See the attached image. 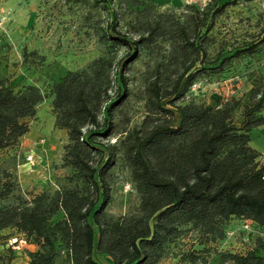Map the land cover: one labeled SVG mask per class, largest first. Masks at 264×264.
<instances>
[{
	"label": "trees",
	"instance_id": "16d2710c",
	"mask_svg": "<svg viewBox=\"0 0 264 264\" xmlns=\"http://www.w3.org/2000/svg\"><path fill=\"white\" fill-rule=\"evenodd\" d=\"M151 1L93 0L106 15L99 38L106 52L51 89L54 126L67 135L60 167L68 173L54 190L23 200L0 168V264L14 261V237L6 246L5 230L37 247L26 264H160L187 232L203 248L180 263L208 264L205 247L223 242L232 220L246 223L247 234L250 227L264 233V160L250 145L251 131L264 125V81L245 100L181 103L197 82L254 58L264 27L227 50L213 31L239 0L189 4L179 16L156 12ZM142 62L144 117L132 125L130 72ZM44 99L35 86L16 92L0 79V153L19 145ZM118 173L128 175L137 205L113 217ZM212 256L219 264H264V239Z\"/></svg>",
	"mask_w": 264,
	"mask_h": 264
},
{
	"label": "rangeland",
	"instance_id": "374dc122",
	"mask_svg": "<svg viewBox=\"0 0 264 264\" xmlns=\"http://www.w3.org/2000/svg\"><path fill=\"white\" fill-rule=\"evenodd\" d=\"M227 1L229 0H220L221 3ZM206 3L207 0L150 2L156 12L173 13L176 16L184 11L186 5L193 4L197 8H203ZM105 21L104 11L95 6L93 0L85 5L75 0H0V79L6 80L16 92L35 86L45 96L37 107L30 131L21 139L18 148H9L0 153V168L16 179L20 188L16 195L23 200H30L33 195L56 188L58 181L55 182L53 173L61 168L62 147L67 135L64 130L54 126L51 89L68 72H81L105 54L106 50L99 42ZM262 27L264 0H239V4L229 8L218 21L213 36L217 44H226L228 50L232 46H238L237 44L240 46L252 41V37ZM122 53H118L116 57ZM263 59L264 46L254 58H241L234 61L224 74L197 82L181 103L215 105L231 98L245 100L250 90L262 81L258 66ZM144 72L143 62L130 72L132 125L139 124L144 117V102L140 100ZM235 117L238 121V114ZM24 152L29 155L23 157ZM28 157H32V165L27 161ZM41 161L46 163L42 165L39 163ZM37 180L44 183L38 185ZM136 205L137 198L128 182V175L118 173L109 214L113 217L125 215ZM244 225L241 221L232 220L227 225L226 239L207 245L206 253L201 258H206L208 254V264H219L218 258L211 257V254L239 252L253 247L257 238L264 239V233L253 232L251 227L247 234L249 226L244 229ZM1 237L5 239V243L14 237L9 240V247L14 252L12 264H26L28 244L17 237L13 230L3 231ZM194 246L196 235L187 232L183 238L169 246L167 256L160 264H186L180 261ZM202 248L196 246L194 249ZM101 261L107 263L105 258H101Z\"/></svg>",
	"mask_w": 264,
	"mask_h": 264
},
{
	"label": "crops",
	"instance_id": "0c3cea01",
	"mask_svg": "<svg viewBox=\"0 0 264 264\" xmlns=\"http://www.w3.org/2000/svg\"><path fill=\"white\" fill-rule=\"evenodd\" d=\"M258 71H259V77H261V79L264 81V60L259 65ZM263 115H264V112H263ZM24 137L22 139H24ZM65 143H66V141H65ZM250 145H251V147L253 149H255L256 151H258L261 154V159L264 160V125L260 126L258 128H255V129H253L251 131V142H250ZM13 148L16 149V148H18V146L17 147H13ZM24 154L22 155L23 157H26L27 155H29V153H25V152H24ZM23 160H24V158H23ZM61 161H62V154H61ZM61 161H60V164H59L60 166H61ZM39 163L44 165L46 163V161H41ZM42 168H43V166H42ZM67 173H68L67 170L59 168V171H56L55 173H53V175H55L54 176L55 182H57V181L60 182L61 179L64 176L67 175ZM43 183L44 182H42L41 180H37V184L38 185L39 184L42 185ZM26 250L28 252H35L37 250V247H35L33 245H26ZM27 261H28V258H27Z\"/></svg>",
	"mask_w": 264,
	"mask_h": 264
},
{
	"label": "built area",
	"instance_id": "2783aa9c",
	"mask_svg": "<svg viewBox=\"0 0 264 264\" xmlns=\"http://www.w3.org/2000/svg\"><path fill=\"white\" fill-rule=\"evenodd\" d=\"M27 161L32 165L33 164V162H32V157H28L27 158ZM244 229H248V225L245 223V225H244Z\"/></svg>",
	"mask_w": 264,
	"mask_h": 264
}]
</instances>
